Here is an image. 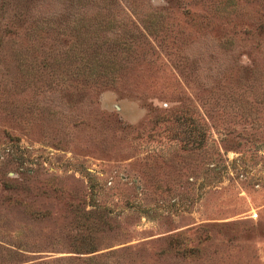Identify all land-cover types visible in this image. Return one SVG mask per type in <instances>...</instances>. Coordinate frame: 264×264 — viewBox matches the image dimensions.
<instances>
[{"label":"rangeland","instance_id":"1","mask_svg":"<svg viewBox=\"0 0 264 264\" xmlns=\"http://www.w3.org/2000/svg\"><path fill=\"white\" fill-rule=\"evenodd\" d=\"M0 264H264V0H0Z\"/></svg>","mask_w":264,"mask_h":264},{"label":"trees","instance_id":"2","mask_svg":"<svg viewBox=\"0 0 264 264\" xmlns=\"http://www.w3.org/2000/svg\"><path fill=\"white\" fill-rule=\"evenodd\" d=\"M128 10L130 11V13H133V10H131V7H129V4L123 7V12H125L126 14H128ZM75 21H76L75 24L77 28H81L84 25L81 18H77ZM77 30L80 31V29H77ZM125 48L126 50L129 51L130 46L126 45Z\"/></svg>","mask_w":264,"mask_h":264}]
</instances>
